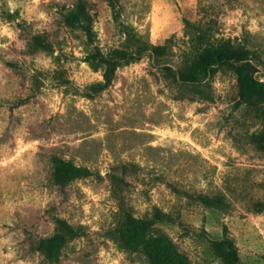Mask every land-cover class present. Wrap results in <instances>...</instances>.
<instances>
[{
    "label": "rangeland",
    "instance_id": "obj_1",
    "mask_svg": "<svg viewBox=\"0 0 264 264\" xmlns=\"http://www.w3.org/2000/svg\"><path fill=\"white\" fill-rule=\"evenodd\" d=\"M79 1L0 0V264H264V0Z\"/></svg>",
    "mask_w": 264,
    "mask_h": 264
},
{
    "label": "trees",
    "instance_id": "obj_2",
    "mask_svg": "<svg viewBox=\"0 0 264 264\" xmlns=\"http://www.w3.org/2000/svg\"><path fill=\"white\" fill-rule=\"evenodd\" d=\"M79 10L76 12V20H80L83 15L86 14L87 9L84 1L80 0L78 3ZM210 31L208 28H204L199 23H193L190 20H186V36L189 37L187 42L200 46L198 49L192 50L187 57L185 70L186 72L181 73L184 79L183 82L187 86H212L211 79H200L197 73L198 64L205 65L207 69L215 71L220 65H228L233 62H241L247 60L248 57L243 55L238 49H216L213 44H205L206 38L209 37ZM174 42L173 38L167 40V43L162 47H156V51L159 49H166L171 47ZM180 73V71H179ZM112 79H106L105 84H98L99 91L107 88ZM92 96V95H90ZM56 170V183L70 182L74 180L81 171L77 165L71 161L65 159H57L53 161Z\"/></svg>",
    "mask_w": 264,
    "mask_h": 264
}]
</instances>
